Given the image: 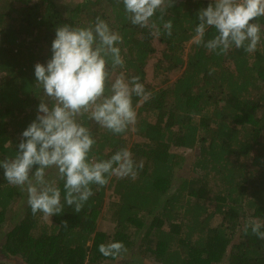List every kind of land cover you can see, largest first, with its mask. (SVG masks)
<instances>
[{
  "label": "trees",
  "instance_id": "1",
  "mask_svg": "<svg viewBox=\"0 0 264 264\" xmlns=\"http://www.w3.org/2000/svg\"><path fill=\"white\" fill-rule=\"evenodd\" d=\"M62 2L0 0V160L15 155L40 98L48 99L34 66L51 58L56 28L88 27L100 17L123 39L125 67L113 79L139 77L151 96L133 97L137 122L125 133L113 134L85 114L97 140L92 155L108 159L128 148L143 168L135 180L93 185L81 212L65 204L50 225L42 213L32 214L27 193L4 180L0 168V264H264V240L244 232L249 219L264 224V32L252 53L233 47L217 56L196 45L185 61L198 10L211 0H176L165 15L171 37L157 17L156 36L133 25L122 0ZM256 22L264 25V18ZM214 34L210 29L204 39ZM155 41L165 47L154 65L157 86L145 78ZM179 150L195 154L193 176L181 184L176 170L187 156ZM54 179L63 197V181ZM216 216L222 220L214 226ZM101 221L114 231L99 230ZM113 241H123L127 253L103 256L99 245Z\"/></svg>",
  "mask_w": 264,
  "mask_h": 264
},
{
  "label": "clouds",
  "instance_id": "2",
  "mask_svg": "<svg viewBox=\"0 0 264 264\" xmlns=\"http://www.w3.org/2000/svg\"><path fill=\"white\" fill-rule=\"evenodd\" d=\"M175 2L122 0L133 25L156 36L160 28L153 17H157L168 37L173 22L165 15ZM260 18H264V0H211L198 10L192 39L217 56L227 55L233 47L252 53L264 32V25L256 22ZM210 29L215 34L205 40ZM55 31L51 58L34 66L36 84L48 99L40 98L36 118L22 132L15 155L0 160L4 180L25 191L32 214L42 213L45 218L62 215L65 204L81 212L94 195L93 185L102 188L112 177L136 179L143 162L137 163L128 148L108 159L92 155L97 140L83 117L88 114V120L113 134L125 133L137 122L133 97L145 102L151 96L139 77L127 79L121 73L113 79L115 70L125 67L119 47L123 39L104 19L97 17L88 27L63 24ZM49 173L63 181V197ZM62 224L68 226L66 220ZM249 229L264 240V224L259 220H247L245 234ZM127 251L123 241L99 245L105 257Z\"/></svg>",
  "mask_w": 264,
  "mask_h": 264
},
{
  "label": "rangeland",
  "instance_id": "3",
  "mask_svg": "<svg viewBox=\"0 0 264 264\" xmlns=\"http://www.w3.org/2000/svg\"><path fill=\"white\" fill-rule=\"evenodd\" d=\"M63 2L61 3L62 6H64L65 4H74L76 2V0H62ZM78 1V0H77ZM60 5V6H61ZM264 45V42H263ZM155 48H156V56L154 57V59L150 60L146 66V84H151V85H158L159 83V79L156 80L155 78V74H154V65L159 61V59L162 56V53L164 51V45H162L160 42L155 41L154 44ZM196 48V44L192 41L190 44L187 45V49L185 51V55H184V60L187 61L188 57H187V53L191 50V49H195ZM189 54V53H188ZM180 76L177 74L173 76L172 82L177 80ZM161 87V86H160ZM159 87V88H160ZM179 152L186 154L187 156V162L185 163V165L183 166L182 169H177L176 170V182L179 184H181L180 179L189 177V175L191 174V176H193L192 171H191V167L189 166L195 159V154H193L192 152H186L185 150H179ZM52 175L55 177V173H52ZM54 177L50 178L53 179ZM219 183V180H214L211 184L214 186V188L216 189V184ZM112 192V190H110ZM109 195H111V193H109ZM109 199H107L108 201ZM222 220V216H216L215 219L212 221L213 225H217L218 223H220V221ZM41 221L43 223H46L48 225H50L52 223V217L49 218H45L44 216L42 217ZM115 227H113L112 225L105 223V222H100L99 224V230L101 231H105V232H109L112 233L114 231Z\"/></svg>",
  "mask_w": 264,
  "mask_h": 264
}]
</instances>
